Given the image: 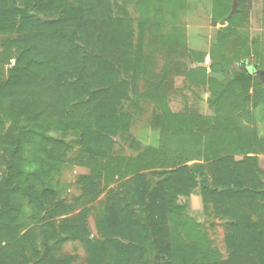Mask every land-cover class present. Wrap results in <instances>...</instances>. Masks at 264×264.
Instances as JSON below:
<instances>
[{"label":"trees","instance_id":"trees-1","mask_svg":"<svg viewBox=\"0 0 264 264\" xmlns=\"http://www.w3.org/2000/svg\"><path fill=\"white\" fill-rule=\"evenodd\" d=\"M19 1L23 8L0 7V264H72L55 248L67 240L83 245V264H264V171L256 156L264 154V140L248 124L262 90L245 71L230 75L220 56L229 28L210 56L213 115L164 112L152 125L157 145L123 159L110 156L112 139L130 134L138 102L160 101L166 77L180 67L173 36L162 43L170 54L157 75L155 58L144 51L147 19L132 46L129 22L115 16L111 0ZM223 3L217 0L218 10ZM128 75L134 103L123 113L121 77ZM142 75L151 88L139 92ZM53 134L78 137L68 163L89 171L73 203L49 181L74 150ZM169 159L173 168L152 172L151 183L144 172ZM102 180L106 187L121 182L97 202ZM196 192L223 223L225 258L205 236L184 244L177 233L184 225L176 219L178 199ZM95 203L93 239L87 219Z\"/></svg>","mask_w":264,"mask_h":264},{"label":"rangeland","instance_id":"rangeland-1","mask_svg":"<svg viewBox=\"0 0 264 264\" xmlns=\"http://www.w3.org/2000/svg\"><path fill=\"white\" fill-rule=\"evenodd\" d=\"M219 1H224L223 10H218L217 0H169V3L163 0H148L145 6L139 0H111V7L115 16L129 22L132 32L129 42L132 46L137 43V37L140 33L139 24L146 19L152 24L150 33L145 34L144 51L150 52V57L155 58L154 70L157 75L160 73L159 70L164 59L170 54L169 48V52L165 48L162 49V43L168 38V35L173 36L170 43L174 46L172 49L176 48L177 52L173 53L172 56H176L175 59L179 62L180 67L171 70L166 77V88L163 89L161 97H159L161 98L160 101L148 99L138 102L139 112L130 134L123 137L116 136L112 139L114 146L110 156L133 159L146 153L148 148L156 146L159 133L152 125L156 123L154 122L155 117H159L164 112L170 115L185 114L202 117L213 115V109H210L208 105V99L211 95L207 84L208 76L211 74L210 56L218 51L216 45L219 41V34L224 28L228 27L230 31L221 43L220 56L227 64L230 75L233 71H244L243 63H246L249 68L257 66L264 70V0ZM0 7L23 8V5L19 0H5L0 3ZM233 7L234 13L228 18ZM39 18L41 20L47 19L43 16H39ZM223 20L225 23L222 25ZM4 38L6 37L0 35V42ZM12 65L13 61H11L10 66ZM10 66L2 69L3 76ZM251 78L254 87L262 90V93L257 96L256 108L252 120L248 124L254 125L258 138L264 140V86L257 78L252 76ZM121 80L126 84V99L121 103L119 109L123 113H129L134 103L131 90L132 79L128 75L121 77ZM155 80L157 82L158 78ZM146 81L142 75L138 81L139 92L151 88L148 83L145 85ZM255 88L250 90V94ZM250 108H252L251 105ZM52 136L56 139H64L67 144L74 148L73 152L67 153L64 163L55 166L54 172L49 174V181L53 184L52 188H60L61 193H63L61 195L62 200L73 203L74 199L81 194V179L88 176L89 171L68 163L75 158L76 153L74 151L79 148L74 143L78 140L76 135L62 137L59 134H53ZM256 156L259 169L264 171V154ZM172 161L169 159L162 162L155 169L147 170L144 174L147 175V179L151 183H154L156 180L151 173L171 170L173 168ZM127 179L128 177L125 180ZM262 180L264 182V177ZM120 182H114L106 187L102 180L99 186L101 194L97 202H103L107 191ZM178 204L183 206L182 212L189 213L209 231L208 234L214 247L225 258L226 249L223 239L226 232L223 223L214 217L210 207L204 208L198 192L193 193L187 199L179 198ZM89 208L91 213L87 219V229L91 238L96 239L98 237L95 232L94 218L100 207L95 203ZM80 210L77 209L74 215L78 214ZM60 220L62 219H55L54 222L57 224ZM50 244L53 246L54 241ZM55 248L58 249L57 255L60 258L73 257L72 264H83L85 260V249L78 241L67 240Z\"/></svg>","mask_w":264,"mask_h":264},{"label":"crops","instance_id":"crops-1","mask_svg":"<svg viewBox=\"0 0 264 264\" xmlns=\"http://www.w3.org/2000/svg\"><path fill=\"white\" fill-rule=\"evenodd\" d=\"M184 199H187V198H184ZM176 219L184 222V225L179 226L177 230L178 235H180L182 239L184 240V244H188L190 240L189 238L191 237L195 238L197 236L203 235L206 237V240L208 241L209 248L214 251V244L208 234L209 231H207L204 228V226L196 218H194L187 212L181 211L176 216Z\"/></svg>","mask_w":264,"mask_h":264},{"label":"flooded vegetation","instance_id":"flooded-vegetation-1","mask_svg":"<svg viewBox=\"0 0 264 264\" xmlns=\"http://www.w3.org/2000/svg\"><path fill=\"white\" fill-rule=\"evenodd\" d=\"M254 67H247L246 63L242 64V68L243 70L251 77H255L259 80V82H261L264 86V70L259 69L258 67L255 68Z\"/></svg>","mask_w":264,"mask_h":264},{"label":"water","instance_id":"water-1","mask_svg":"<svg viewBox=\"0 0 264 264\" xmlns=\"http://www.w3.org/2000/svg\"><path fill=\"white\" fill-rule=\"evenodd\" d=\"M233 13H234V7H233L231 13L229 14L228 18H230V17L232 16ZM228 18H227V19H228ZM224 23H225V21L223 20V21L221 22V24L223 25ZM255 68H257V66H256Z\"/></svg>","mask_w":264,"mask_h":264}]
</instances>
